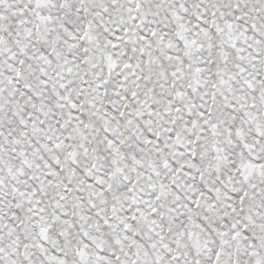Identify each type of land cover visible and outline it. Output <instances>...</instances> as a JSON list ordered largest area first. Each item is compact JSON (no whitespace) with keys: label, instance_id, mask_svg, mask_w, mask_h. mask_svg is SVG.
I'll list each match as a JSON object with an SVG mask.
<instances>
[{"label":"snow or ice","instance_id":"6c2138e0","mask_svg":"<svg viewBox=\"0 0 264 264\" xmlns=\"http://www.w3.org/2000/svg\"><path fill=\"white\" fill-rule=\"evenodd\" d=\"M0 264H264V0H0Z\"/></svg>","mask_w":264,"mask_h":264}]
</instances>
